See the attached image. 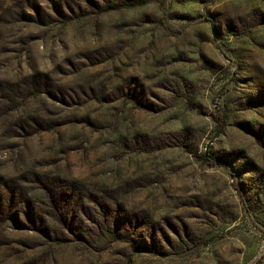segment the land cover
I'll list each match as a JSON object with an SVG mask.
<instances>
[{"label": "rangeland", "instance_id": "obj_1", "mask_svg": "<svg viewBox=\"0 0 264 264\" xmlns=\"http://www.w3.org/2000/svg\"><path fill=\"white\" fill-rule=\"evenodd\" d=\"M10 89L0 176L78 239L0 217V264H264V0H0Z\"/></svg>", "mask_w": 264, "mask_h": 264}, {"label": "trees", "instance_id": "obj_2", "mask_svg": "<svg viewBox=\"0 0 264 264\" xmlns=\"http://www.w3.org/2000/svg\"><path fill=\"white\" fill-rule=\"evenodd\" d=\"M139 4V3H138ZM133 4L124 1L120 4L121 7H131ZM38 85L35 84L27 89L24 90V93H22L21 96L25 97H31L34 96V94H37L38 92ZM17 91L10 89L9 95H4L3 97H0V101H5L4 103L8 106L9 110H15V106L17 104V96H19ZM8 102V103H6ZM42 126V127H40ZM38 128H43L46 130L51 129V124L47 123L46 125H40ZM0 180H3L4 183L0 182V191L2 192V195L0 196V217L4 220H11L15 224H19L20 222V214L23 211H26V215L29 219V223L31 225V229L37 230L41 232L40 224L37 223L38 218H44L45 220L51 221L49 225H45V230L43 231L44 234L50 238V239H67L68 235L70 234L73 239H78L76 236V232L73 231L72 227L69 225L68 220L62 221V230L59 232L55 231V226H52L55 222L57 216H56V208L54 205L53 197H51V186H49L47 183H43L41 186V190L44 193V196H46L47 203H45V208H41L33 205L32 206V200L31 197L26 193V188L24 190H20L18 186H21L19 184H13L4 181V179L0 176ZM24 181H27L24 179ZM40 201V200H39ZM22 203V205L26 206L24 210L22 208H18L17 206ZM29 206V207H28ZM32 206V207H31ZM45 216V217H43ZM57 223V222H56ZM55 223V224H56ZM48 227H53L52 231L49 230ZM43 230V229H42ZM109 231V229H106Z\"/></svg>", "mask_w": 264, "mask_h": 264}]
</instances>
